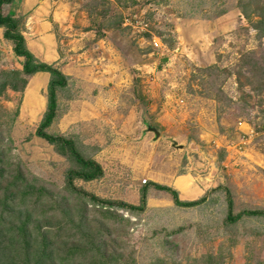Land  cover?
Here are the masks:
<instances>
[{
    "label": "rangeland",
    "instance_id": "obj_1",
    "mask_svg": "<svg viewBox=\"0 0 264 264\" xmlns=\"http://www.w3.org/2000/svg\"><path fill=\"white\" fill-rule=\"evenodd\" d=\"M3 13L68 78L47 133L104 176L71 187L70 148L37 136L49 74L6 89L0 264H264V216L228 220L264 211V0H15ZM3 33L0 73L22 71ZM181 175L197 193L170 188L202 204L154 186ZM144 194V212L119 207Z\"/></svg>",
    "mask_w": 264,
    "mask_h": 264
},
{
    "label": "trees",
    "instance_id": "obj_2",
    "mask_svg": "<svg viewBox=\"0 0 264 264\" xmlns=\"http://www.w3.org/2000/svg\"><path fill=\"white\" fill-rule=\"evenodd\" d=\"M15 3V0H0V28L4 29L3 37L5 40L13 43V51L16 57L24 60L23 70L22 71H13L10 73H0V95H3L8 88H12L15 91H19L24 89L27 85V77H33L40 73H47L50 75V82L48 85V107L47 112L45 113V117L37 131V136L43 140H46L48 143L57 145L60 147H68L70 148L72 154L77 159V163L80 165V170L78 171H70L68 174L69 184L71 187H74L73 180L74 178L81 179L86 182L96 181L101 179L104 176V170L95 161H87L85 160L76 150L75 144L71 140H67L64 137L53 136L47 133V130L52 126L54 121L58 116V92L59 90L65 89L68 87V78L58 69L53 67L48 63H44L39 61L34 54L29 50L26 39L21 32L19 26V19H16L14 15L3 13L4 6H9ZM262 37L264 38V18L260 20V23L256 26ZM1 170V169H0ZM2 176V173L0 174ZM154 186L160 191H165L171 193L174 197L175 204L180 207L192 208L202 204L203 199L196 202H183L179 199V194L176 191L168 187H163L154 184ZM2 191V186L1 190ZM18 191H12L7 196L3 197V201L7 203L14 194H17ZM5 195V194H4ZM142 199L141 206H128L121 204L120 208H125L132 210L134 212H144L145 205L147 202L146 194H144ZM91 201L97 204H108L115 206V203H108L106 201H102L98 197L92 196L90 197ZM1 200V201H2ZM232 206V205H231ZM10 208V206H9ZM244 216L251 217H260L264 216V211H246L236 217L229 216L232 222H237L239 219ZM84 237L88 239H92V235L87 232V226L85 228ZM23 232V231H22ZM95 242L96 238H93ZM94 242V241H92ZM54 243L47 248V253L54 255L55 250L53 248ZM31 248H36V245L31 244Z\"/></svg>",
    "mask_w": 264,
    "mask_h": 264
},
{
    "label": "crops",
    "instance_id": "obj_3",
    "mask_svg": "<svg viewBox=\"0 0 264 264\" xmlns=\"http://www.w3.org/2000/svg\"><path fill=\"white\" fill-rule=\"evenodd\" d=\"M180 181H183L184 183H181V185H178ZM182 184H188L189 186H191V188L189 189L190 190V195H194L197 193L196 189L194 188V186L190 185L188 183L187 180H185V176L181 175V176H178L175 180H170L169 183H168V180L166 181V186L168 188H170L172 186V188H174L175 190H178V192L180 191L181 192V187H182ZM171 189V188H170Z\"/></svg>",
    "mask_w": 264,
    "mask_h": 264
},
{
    "label": "water",
    "instance_id": "obj_4",
    "mask_svg": "<svg viewBox=\"0 0 264 264\" xmlns=\"http://www.w3.org/2000/svg\"><path fill=\"white\" fill-rule=\"evenodd\" d=\"M151 132H153L155 134V138L159 139L161 137V133L159 131H157L156 129L153 128H149Z\"/></svg>",
    "mask_w": 264,
    "mask_h": 264
}]
</instances>
